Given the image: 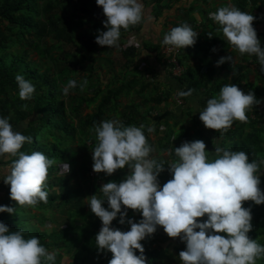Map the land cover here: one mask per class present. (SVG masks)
Instances as JSON below:
<instances>
[{"label":"trees","instance_id":"16d2710c","mask_svg":"<svg viewBox=\"0 0 264 264\" xmlns=\"http://www.w3.org/2000/svg\"><path fill=\"white\" fill-rule=\"evenodd\" d=\"M139 1L143 5H146L145 1L147 3V0ZM240 1L238 9L248 13V1L251 0ZM149 2L154 7L152 13L157 18L161 17L164 10V6L160 5L162 0ZM105 20L103 10L95 0H0V118H7L12 127L20 126L18 131L31 137L30 146L25 142L20 151L31 154L46 150L47 157L54 161L48 169L44 188L48 192V202H39L34 208L18 206L10 199V185H5L3 206L15 211L12 214L0 213V222L5 223L10 231L22 229L26 239L37 237L49 252L57 253L55 264H109L112 258L110 252H99L96 247L95 238L102 222L91 212L90 197L96 194L103 199L100 191L102 185L96 182L98 179L106 183H120L130 169L126 165L110 176L98 173L95 182L88 177V171L93 166L92 151L97 145L96 134L90 130L102 121L118 119L125 127L144 125V135L153 149L150 155L154 153L153 157H149L165 166L158 176L161 185L172 179L168 166L178 161L175 148L184 142L202 140L208 158L214 160L216 146L213 141L218 136L223 148L245 152L249 162L264 160V112L260 110L264 98V72H261L256 56L238 55L240 69L237 66L234 69L238 77L233 81L245 94L251 91L260 103L246 111L247 122L234 121L223 136L212 130L211 137H208L203 126L201 130L196 128L198 124L195 121L194 125L190 124L191 110H185L179 121L173 120L166 110L163 115L156 113L161 109L160 104L167 103L169 98L157 91L153 68L163 62L161 65L166 64L172 74V60L181 63L179 55L182 50L169 51L167 48L171 46L162 42L159 45H140L137 41V47L128 44L126 38L135 37L134 33H138L144 25L145 19L142 17L141 23L130 26L128 30L121 29L119 44L124 47L120 48V55L114 54L112 59L106 54L98 61L101 53L105 54L109 49L95 43L98 32L107 30L103 27ZM210 27L208 33L203 31L197 35V38H208V47L197 49L199 44L186 47L190 53L195 51L202 54L196 58L201 63L207 60L209 66L205 73H199L204 70L200 67L185 69L191 78L195 75L206 78L205 89L208 88V93L220 91L228 83L218 80L217 86L211 85L215 83L212 76L215 70L210 67L211 62L207 57L212 43L221 44L223 33L216 22ZM167 28L161 34L162 38L171 30ZM216 51L215 48L211 49L212 54H216ZM142 54L150 59L145 60ZM33 55L37 57L36 60H32ZM143 65L147 67L142 68ZM103 69H107L105 73ZM128 73L134 75L129 77ZM17 74L35 86V93L29 101L19 98L15 80ZM85 79L88 83L81 91L80 84ZM69 80H76L77 87L64 95L63 89ZM125 98L129 99L125 101ZM24 104H27L26 109H22ZM89 109H92L90 113H83ZM150 127L154 129L153 132H148ZM178 132H181L180 138L176 139ZM150 134L155 136L153 141ZM12 159L15 158L9 159V165ZM65 163L70 166L66 174L62 171ZM263 186L264 165H261V191ZM102 207L108 209L106 200ZM242 207L251 209L252 230L247 233L248 237L264 246V204L255 205L252 201H246ZM121 211H127L125 224L119 223L118 214L110 227L127 232L130 230L127 220L137 223L139 212L124 209L123 206ZM22 212L29 220H24L25 216L19 220L17 214ZM200 219L204 222L207 216L199 218V222ZM140 243L144 248L146 264H168L162 259L171 255L166 246L173 245V242L167 243L165 239L152 234L148 241L145 238ZM176 249L173 252L176 253ZM136 255L140 253L136 252ZM64 257H67L65 263ZM256 264H264V256L258 258Z\"/></svg>","mask_w":264,"mask_h":264},{"label":"clouds","instance_id":"9594fccd","mask_svg":"<svg viewBox=\"0 0 264 264\" xmlns=\"http://www.w3.org/2000/svg\"><path fill=\"white\" fill-rule=\"evenodd\" d=\"M95 2L103 10L106 17L103 27L107 29L98 32L95 43L120 51L121 29L128 30L130 26L141 23L144 5L139 0ZM206 3H210L209 0ZM212 12L207 14L222 27L228 44L240 55L256 56L261 72H264V49L257 38L256 28L252 26L255 17L231 3ZM195 26V31L187 23L172 28L164 35L162 43L171 46L169 51L193 46L197 35L203 32L200 24ZM208 35L211 37L210 33ZM226 61L232 62V57L220 58L217 66ZM182 68L181 65L178 75L173 71L172 75L180 77ZM15 80L19 98L22 101L31 100L35 93L32 82L19 74ZM87 83L86 79L82 81L81 91ZM76 87L77 81L69 80L63 94L68 95ZM192 91L180 92L179 95L188 96ZM173 100L182 103L177 97ZM259 103L251 91L245 94L236 85L226 84L218 96L206 101L199 119L206 129L215 130L223 136L234 121L247 122L246 111ZM26 108L27 104L22 105V109ZM143 128L144 125L125 127L121 121L113 119L102 121L90 130L97 139L92 151L93 166L88 171L92 181L98 173L110 176L126 165L130 169L120 183L102 185L103 199L96 194L90 197L91 212L102 222L95 238L98 251L111 253L109 264H146L140 242L154 234L167 243L177 237L186 243L184 251L181 245L176 250L181 264H256V260L264 256V246L248 237L247 233L252 230L251 209L242 207V203L252 201L255 205L264 204V193L259 187L264 160L249 162L245 152L223 148L218 136L213 141L216 146L215 150L213 148L214 160L208 158L202 140L184 142L175 148L178 161L168 166L172 179L161 185L158 176L165 166L149 158L153 149ZM153 131V128H148V132ZM25 142L31 143V137L14 131L7 118H0V157L15 158L3 171L7 172L3 181L10 185L12 201L21 207L34 208L39 202H48V192L44 188L48 169L54 161L42 152L26 154L20 151ZM62 171L68 173L70 166L63 164ZM105 200L110 210L102 207ZM122 206L139 212L137 223L127 220L130 225L127 232L110 227L118 214L119 223L125 224L127 211L122 212ZM14 211L11 207L0 206V213L12 214ZM204 216L207 220L199 222V218ZM56 255V252H49L42 246L37 237L26 239L22 229L10 231L5 223L0 222V264H55Z\"/></svg>","mask_w":264,"mask_h":264},{"label":"crops","instance_id":"0c3cea01","mask_svg":"<svg viewBox=\"0 0 264 264\" xmlns=\"http://www.w3.org/2000/svg\"><path fill=\"white\" fill-rule=\"evenodd\" d=\"M149 1L150 0H147L148 4H146V1H145L146 5H144L143 17L145 19L144 20L145 23L138 33L136 34L134 33V36L136 37L140 45L141 44L159 45L163 40V38L161 37V34L163 33L165 27H168L167 29L170 30L172 29V26L174 25L180 26L184 24V22H186L194 31L196 29L195 24H200L201 25L200 27L202 28V30L208 33V29L211 23L207 22L208 19L206 18V15H207V12L212 11L211 9H212L213 4L215 2L218 3V0H209L210 3H206V0H164L162 2V5L165 7L166 10H163L162 16L157 18L152 13L154 12L153 11L154 7L150 6ZM229 3H231L230 0H227L226 4L228 5ZM248 5H249L248 13L255 17L253 25L255 24L254 25V27L256 28L255 31L257 33L258 39L261 41V44H260L261 48L264 49V0H251V1H248ZM131 38H133V36H128L126 38L127 43L128 44L130 43L133 46L137 47L136 45L137 41L136 43L133 44V42L129 41ZM207 39L208 38H206V36H203L202 38H197L196 39L197 42H195L196 44L195 46L199 44L197 49L208 47L209 40ZM225 41H226V38L223 36V39L220 45H217V43L211 44L210 54L207 58H208V61L211 62L210 67L215 70V72L212 73L213 80L215 79L216 77L215 75L218 72V70L216 69L218 68L217 62L220 60V58L228 56L227 52L229 51V48L227 49L226 47V51L223 50V48L227 45ZM122 47H124V45L123 46L120 45V48ZM141 48L143 49V47ZM213 48L217 49L216 54H212L213 52H211V49ZM231 49L232 48L230 47V50ZM181 50L182 51L180 53L181 55H179V60L181 62L180 65H182L183 67L182 69H184V71L182 70L181 73L185 75V77H182L183 75L179 78L174 77L170 73L168 66L166 64L161 65L163 63L162 61H161L162 63L156 64V66L153 68L156 73V81L159 84H161V86L163 87L162 88L163 92H165L166 97L169 98L167 103H164L163 105L161 104L162 107L159 106L161 109L160 111H156V113L163 115V112L166 110L169 113H171V115L173 116V120L179 121L180 119H182V116H183L182 114L184 113L185 110H191L192 119L193 121L196 122V124H198L196 128L202 130V126H203L204 131L206 130L205 135H208V137H211V134L213 131L211 129H206L204 127L203 123L199 119V115H200V111H202L206 107V101L214 97L215 95H210L208 93V88L205 89V84H206L204 80L206 79L205 77L200 78L199 75L198 76L195 75L193 78H191L187 75L188 71L185 70V69H191L189 68L188 62H191L192 65H194V63L200 64L201 62L198 61L196 58L201 57L202 54L195 52V51L193 53L191 51L190 53V51H186V48L181 49ZM186 52L189 53V59L191 61H189L188 59H185L184 55L187 54ZM236 52L238 53V51ZM190 54H194L193 59L191 58ZM142 56L145 57V60L150 59V57H148L145 54H142ZM212 57H214L213 58L215 59L214 61H212ZM235 61L236 63L228 62L229 64L226 63L224 66L218 69H226L230 77L231 75L235 74V71L234 69H227V68L237 64V57ZM200 69H204V70L200 71L199 73L204 74L206 71L205 70L206 66L205 65L201 66ZM193 73L195 74L196 72L193 71ZM229 83L230 82H228L227 84L229 85ZM216 84L217 82L211 83L212 86H217ZM221 85H224V84L222 83ZM190 89L193 90L191 95H188V96L179 95L180 92H187ZM219 92L220 91H217L215 93L219 95ZM175 97L182 100V104H183L182 106H179L173 100ZM260 110L264 112V98L262 99V102L260 104ZM194 117L198 118L199 121L195 120ZM12 128L14 131H18L17 127H12ZM153 138H155V136L150 134V139L152 141H153ZM8 162H9L8 158L0 157V206H3V203H4L2 200H4V197H5V185L6 184L3 181V177L7 175V172H3V171L8 168L9 166ZM171 242H173V245L169 244V246H166L168 252L171 253V255L168 258L164 257L162 260L168 264H179V260H178L179 255L177 254V252L175 253L173 251L175 250L177 246L182 245V243L184 242H181L180 238H177V239L171 238Z\"/></svg>","mask_w":264,"mask_h":264},{"label":"rangeland","instance_id":"374dc122","mask_svg":"<svg viewBox=\"0 0 264 264\" xmlns=\"http://www.w3.org/2000/svg\"><path fill=\"white\" fill-rule=\"evenodd\" d=\"M226 1L227 0H218V3H214L213 4V6H212V11L213 12H215V11H217V9H218V7H222V6H225V5H227L226 4ZM230 2L234 5V6H237V4L238 3H241V1L240 0H230ZM147 4V3H146ZM212 12V13H213ZM206 18L208 19L207 20V22H210L211 23V25L210 26H213V24H214V22H213V20L212 19H210L209 18V14H207L206 15ZM210 28H212V27H210ZM220 32V31H219ZM130 42H133V44L134 43H136V41H137V39H136V37H133V38H131L130 40H129ZM226 42V46L223 48V50L224 51H226V47H227V49L229 48V51L227 52V57H229V56H231L232 57V62L233 63H236V61H235V59H236V57H237V64L236 65H233V66H230L229 68H227V69H236V66L240 69V66L238 65V64H240V61H238V55H239V52L237 53L236 52V50L233 48V47H231L229 44H228V42H227V40L225 41ZM120 45V44H119ZM123 46V45H122ZM230 47L232 48L231 50H230ZM187 53V52H186ZM110 55L111 57H112V59L114 58V54L116 55V56H118V55H120V51L118 50V48H109V49H107L106 51H105V54H102L101 53V57H99L98 58V61H99V59L101 60L105 55ZM99 55V54H98ZM191 55V58L193 59V56H194V54H190ZM182 56H183V54H182ZM184 57H185V59H188L189 61H191L190 59H189V53H187V54H185L184 55ZM220 57V56H219ZM180 58H181V56H180ZM214 57H212V61H214L215 59H213ZM37 59V57L36 56H32V60H36ZM142 61H144V59L142 60ZM189 63V68H191V69H197V67H201V66H206V67H208L209 65H208V63H207V60H205V62H202V63H200V64H196V63H194V65H192V63L191 62H188ZM226 63H228L227 61L225 62V63H223V64H220L219 66H218V68H220V67H222V66H224ZM229 64V63H228ZM142 68H144V65L142 66ZM218 68H216L217 70H218V72H217V74L215 75L216 77H215V79H214V82H217L218 80H219V82L220 81H223V80H226L227 82H230V83H232V84H234V81H233V79L234 78H237L238 77V74L237 73H235V74H233V75H231L230 77H229V75H228V73H227V71H226V69H218ZM106 70L107 69H103V72L105 73L106 72ZM123 74H126V72H124ZM134 74H130L129 75V73H128V76L129 77H132ZM213 76V75H212ZM230 83H229V85H230ZM156 84H157V87H158V92L159 91H161V93L164 95V96H166L165 95V92H163V90H162V86H161V84H159L158 82H156ZM90 94H91V92H90ZM211 95H215V96H218V94H216L215 92H211ZM132 98V97H131ZM126 100L125 101H127L129 98H125ZM123 100V102H124V99H122ZM163 105V104H162ZM160 106H161V104H160ZM162 107V106H161ZM91 110L92 109H89V110H85L83 113L84 114H88V113H90L91 112ZM191 118V122H190V124L191 125H194L195 123H194V121H193V119H192V116L190 117ZM194 119L195 120H197V121H199V119L198 118H195L194 117ZM263 120V119H262ZM20 126H17V128H19ZM183 127H185L184 125H183ZM16 128V129H17ZM186 128V127H185ZM19 131H20V128L18 129ZM179 133H181V132H178L175 136H176V139H179L180 138V134ZM29 137V136H28ZM155 138H153V140H154ZM27 144H28V146H30L29 145V143L27 142ZM226 147H230V145L229 144H227L226 145ZM35 149H37V148H35ZM43 154H45L46 156H47V153H46V150L43 152ZM153 155H154V153H153ZM153 155H150L151 157H153ZM161 155H166V153H162ZM159 156V155H158ZM150 158V157H149ZM97 184H101V185H104V184H106V182L103 180V179H98L97 181ZM262 192L264 193V186H263V190H262ZM17 216L19 217V220H22V218H23V216H25L26 217V219H24V220H29V218L27 217V215L25 214V212H22V213H18L17 214ZM200 221L201 222H203V219H200ZM32 222H34V220H32ZM198 231V230H197ZM222 234V233H221ZM223 235V234H222ZM224 236H226V234H224ZM151 237V236H150ZM150 237H146V241H148L149 239H150ZM177 238H179V237H177ZM176 238V239H177ZM182 247H183V251L185 250V248H186V243H182V245H181ZM164 253V252H163ZM64 262L63 263H65V262H67V257H64Z\"/></svg>","mask_w":264,"mask_h":264},{"label":"built area","instance_id":"2783aa9c","mask_svg":"<svg viewBox=\"0 0 264 264\" xmlns=\"http://www.w3.org/2000/svg\"><path fill=\"white\" fill-rule=\"evenodd\" d=\"M170 47L167 48V50L169 49ZM172 51H176V50H172ZM172 62L174 63L173 67H172V71L175 75H178L181 71V65L175 60L173 59Z\"/></svg>","mask_w":264,"mask_h":264}]
</instances>
